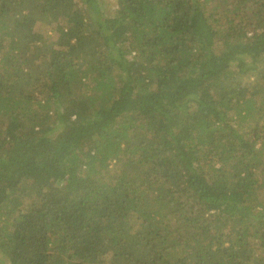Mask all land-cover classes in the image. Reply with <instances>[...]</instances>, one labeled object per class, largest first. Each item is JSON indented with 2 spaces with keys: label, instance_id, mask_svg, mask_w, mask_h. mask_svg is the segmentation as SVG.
I'll use <instances>...</instances> for the list:
<instances>
[{
  "label": "trees",
  "instance_id": "16d2710c",
  "mask_svg": "<svg viewBox=\"0 0 264 264\" xmlns=\"http://www.w3.org/2000/svg\"><path fill=\"white\" fill-rule=\"evenodd\" d=\"M0 264H264V0H0Z\"/></svg>",
  "mask_w": 264,
  "mask_h": 264
}]
</instances>
